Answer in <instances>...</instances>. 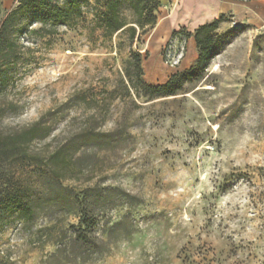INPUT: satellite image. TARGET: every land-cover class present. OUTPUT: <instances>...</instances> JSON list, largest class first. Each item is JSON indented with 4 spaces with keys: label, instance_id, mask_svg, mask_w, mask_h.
<instances>
[{
    "label": "rangeland",
    "instance_id": "374dc122",
    "mask_svg": "<svg viewBox=\"0 0 264 264\" xmlns=\"http://www.w3.org/2000/svg\"><path fill=\"white\" fill-rule=\"evenodd\" d=\"M158 1L156 27L133 47L150 85L198 59L180 0ZM18 6L0 0V23ZM172 13L176 27L160 26ZM92 18L21 35L2 69L0 193L39 206L0 228V264H264V26L224 16L228 38L207 70L149 102L127 90L128 48L103 42ZM42 118L49 136L27 141ZM63 146L79 151L56 177ZM67 195L92 219L87 241Z\"/></svg>",
    "mask_w": 264,
    "mask_h": 264
},
{
    "label": "trees",
    "instance_id": "16d2710c",
    "mask_svg": "<svg viewBox=\"0 0 264 264\" xmlns=\"http://www.w3.org/2000/svg\"><path fill=\"white\" fill-rule=\"evenodd\" d=\"M227 1V0H222ZM243 1V0H234ZM19 6L0 23V84L5 71L18 49L17 39L24 34L39 33L42 37L54 36L60 28H76L92 14V31H100L103 42L119 39L114 47L118 51L128 48L127 58L123 61L124 78L128 82L127 90L138 98H146L149 102L166 97L177 96L186 81L198 78L207 70L210 63L227 41L228 34L217 35L220 26L225 22L224 16L202 25L189 33L198 50V59L190 70L173 75L164 85H150L144 81L143 55L134 51L133 47L142 36L152 31L158 22V0H18ZM35 24L40 25L34 29ZM27 141L45 140L49 129L44 118L36 122L25 134ZM13 143L19 144L17 138ZM78 148V147H77ZM63 146L52 155L57 170L56 177H66L71 158L79 149ZM76 171L73 173L75 174ZM60 198V197H59ZM79 199L64 196L63 203L70 208L72 214L79 219L77 241H87L94 232L92 219L80 207ZM38 200L18 193H0V228L10 216L17 219L33 221L36 217ZM79 204V203H78Z\"/></svg>",
    "mask_w": 264,
    "mask_h": 264
},
{
    "label": "crops",
    "instance_id": "0c3cea01",
    "mask_svg": "<svg viewBox=\"0 0 264 264\" xmlns=\"http://www.w3.org/2000/svg\"><path fill=\"white\" fill-rule=\"evenodd\" d=\"M179 3V0H178ZM181 13L184 21L179 25L189 28L191 32L198 27L229 14H236L248 22L257 24V27L264 26V0L250 1H222V0H180ZM172 20L175 28L176 18L173 13L167 15ZM171 23V24H172ZM193 50H196V43L191 41Z\"/></svg>",
    "mask_w": 264,
    "mask_h": 264
},
{
    "label": "bare ground",
    "instance_id": "6f19581e",
    "mask_svg": "<svg viewBox=\"0 0 264 264\" xmlns=\"http://www.w3.org/2000/svg\"><path fill=\"white\" fill-rule=\"evenodd\" d=\"M171 23H172V20L169 17H167V18H164V20L162 21V23L160 24V26L165 25V26L171 28L170 26L173 25V23L172 24Z\"/></svg>",
    "mask_w": 264,
    "mask_h": 264
}]
</instances>
